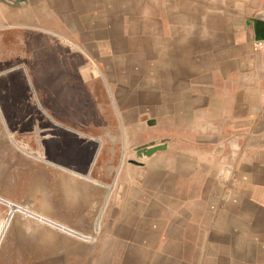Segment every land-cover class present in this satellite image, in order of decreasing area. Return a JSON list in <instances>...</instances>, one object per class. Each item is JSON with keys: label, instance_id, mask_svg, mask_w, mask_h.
Here are the masks:
<instances>
[{"label": "crops", "instance_id": "0c3cea01", "mask_svg": "<svg viewBox=\"0 0 264 264\" xmlns=\"http://www.w3.org/2000/svg\"><path fill=\"white\" fill-rule=\"evenodd\" d=\"M33 1L122 146L171 138L143 170H36L71 231L31 216L45 264H264V0Z\"/></svg>", "mask_w": 264, "mask_h": 264}, {"label": "rangeland", "instance_id": "374dc122", "mask_svg": "<svg viewBox=\"0 0 264 264\" xmlns=\"http://www.w3.org/2000/svg\"><path fill=\"white\" fill-rule=\"evenodd\" d=\"M74 57L68 43L36 21L33 0L20 6L0 1V264L47 262L36 246L33 217L69 230L29 207L36 170H54L55 162L96 174L112 169L108 158L147 157L122 146L120 133L106 130L107 124L113 129L115 117L106 122L99 114L104 101L87 97ZM163 138L171 141L156 139Z\"/></svg>", "mask_w": 264, "mask_h": 264}, {"label": "water", "instance_id": "95a60500", "mask_svg": "<svg viewBox=\"0 0 264 264\" xmlns=\"http://www.w3.org/2000/svg\"><path fill=\"white\" fill-rule=\"evenodd\" d=\"M4 3L13 5V6H20L22 2H25L27 0H0ZM264 15V13H263ZM254 23V29L256 32V38L258 40L264 39V18L257 16L252 17L251 19ZM168 138L163 139H151L145 143L139 144L134 146L132 149L136 151L137 155L142 156H149L153 154L157 150H162L168 147ZM130 162L138 165H142L143 161H140L138 159L132 158L129 159Z\"/></svg>", "mask_w": 264, "mask_h": 264}, {"label": "built area", "instance_id": "2783aa9c", "mask_svg": "<svg viewBox=\"0 0 264 264\" xmlns=\"http://www.w3.org/2000/svg\"><path fill=\"white\" fill-rule=\"evenodd\" d=\"M258 45L262 48H264V39L258 40ZM4 202L5 198H3L2 196H0V202Z\"/></svg>", "mask_w": 264, "mask_h": 264}, {"label": "flooded vegetation", "instance_id": "af4514ba", "mask_svg": "<svg viewBox=\"0 0 264 264\" xmlns=\"http://www.w3.org/2000/svg\"><path fill=\"white\" fill-rule=\"evenodd\" d=\"M4 220H5V219H4ZM4 220H3V221H4ZM2 223H3V222H2ZM1 225H2V224H1Z\"/></svg>", "mask_w": 264, "mask_h": 264}]
</instances>
